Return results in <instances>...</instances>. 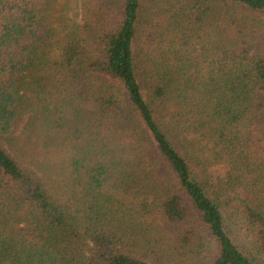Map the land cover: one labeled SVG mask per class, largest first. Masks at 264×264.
<instances>
[{"label": "trees", "instance_id": "trees-1", "mask_svg": "<svg viewBox=\"0 0 264 264\" xmlns=\"http://www.w3.org/2000/svg\"><path fill=\"white\" fill-rule=\"evenodd\" d=\"M260 260L264 0H0V264Z\"/></svg>", "mask_w": 264, "mask_h": 264}, {"label": "rangeland", "instance_id": "rangeland-1", "mask_svg": "<svg viewBox=\"0 0 264 264\" xmlns=\"http://www.w3.org/2000/svg\"><path fill=\"white\" fill-rule=\"evenodd\" d=\"M225 170L224 166H221L219 168H215L212 170V174L214 177L218 176L219 174L223 173V171ZM261 264H264V262H262V260H260Z\"/></svg>", "mask_w": 264, "mask_h": 264}]
</instances>
